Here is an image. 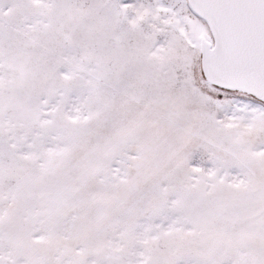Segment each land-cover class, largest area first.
Returning a JSON list of instances; mask_svg holds the SVG:
<instances>
[{"label": "snow or ice", "instance_id": "6c2138e0", "mask_svg": "<svg viewBox=\"0 0 264 264\" xmlns=\"http://www.w3.org/2000/svg\"><path fill=\"white\" fill-rule=\"evenodd\" d=\"M0 264H264V0H0Z\"/></svg>", "mask_w": 264, "mask_h": 264}]
</instances>
